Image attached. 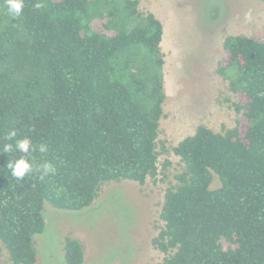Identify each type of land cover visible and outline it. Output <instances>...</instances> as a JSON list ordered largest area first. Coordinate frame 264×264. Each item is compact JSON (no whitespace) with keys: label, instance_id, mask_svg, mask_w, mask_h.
I'll use <instances>...</instances> for the list:
<instances>
[{"label":"trees","instance_id":"1","mask_svg":"<svg viewBox=\"0 0 264 264\" xmlns=\"http://www.w3.org/2000/svg\"><path fill=\"white\" fill-rule=\"evenodd\" d=\"M162 36L137 0H24L0 24V245L11 264L35 263L44 204L79 212L104 183L156 179ZM222 48L217 72L246 128L201 125L172 148L183 171L164 194L151 244L167 256L156 264H264V35H229ZM25 137L34 170L18 181L6 165L24 154L3 148ZM63 250L66 264H83L76 239Z\"/></svg>","mask_w":264,"mask_h":264},{"label":"rangeland","instance_id":"2","mask_svg":"<svg viewBox=\"0 0 264 264\" xmlns=\"http://www.w3.org/2000/svg\"><path fill=\"white\" fill-rule=\"evenodd\" d=\"M140 13H151L162 23L164 94L159 121L158 175L143 185L122 180L104 183L93 204L82 211L58 210L44 204L45 228L33 237L34 264H66L65 237L83 248V264H156L167 255L153 248L151 240L163 223L159 219L165 191L183 171L172 152L198 126L216 133L238 127L246 120L234 104L237 96L229 81L219 75L226 36L259 38L264 35L261 0H137ZM0 5V24H6ZM219 186L214 176L211 188ZM0 264H11L0 245Z\"/></svg>","mask_w":264,"mask_h":264},{"label":"clouds","instance_id":"3","mask_svg":"<svg viewBox=\"0 0 264 264\" xmlns=\"http://www.w3.org/2000/svg\"><path fill=\"white\" fill-rule=\"evenodd\" d=\"M3 6L7 11V14L13 18H19L22 15L24 8V0H3ZM42 5L36 3L35 7L39 9ZM17 136L16 130H11L5 139L11 141ZM34 149V145L29 138L25 137L23 139H18L15 141V144L7 143L4 145L3 151L6 153L12 151H18L23 153L20 158L11 160L7 163L6 168L10 171V174L16 180H22L26 175L33 172V164L29 160L28 154L30 150ZM39 151L44 153L47 151V148L44 144L39 145ZM43 175H48L49 173L54 174L55 168L51 163L45 162L40 166ZM42 178V177H41Z\"/></svg>","mask_w":264,"mask_h":264},{"label":"crops","instance_id":"4","mask_svg":"<svg viewBox=\"0 0 264 264\" xmlns=\"http://www.w3.org/2000/svg\"><path fill=\"white\" fill-rule=\"evenodd\" d=\"M164 35H165V32H164V28H163V36H162V41H161L160 47H162V42L164 40Z\"/></svg>","mask_w":264,"mask_h":264}]
</instances>
